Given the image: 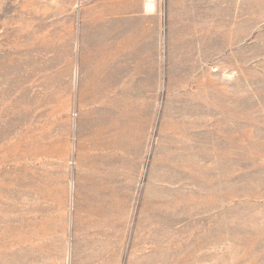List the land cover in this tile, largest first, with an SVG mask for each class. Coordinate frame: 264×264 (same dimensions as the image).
<instances>
[{
	"label": "rangeland",
	"instance_id": "374dc122",
	"mask_svg": "<svg viewBox=\"0 0 264 264\" xmlns=\"http://www.w3.org/2000/svg\"><path fill=\"white\" fill-rule=\"evenodd\" d=\"M0 264H264V0H0Z\"/></svg>",
	"mask_w": 264,
	"mask_h": 264
}]
</instances>
